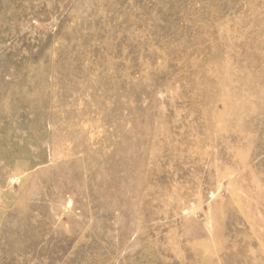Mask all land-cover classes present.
<instances>
[{
	"label": "rangeland",
	"instance_id": "rangeland-1",
	"mask_svg": "<svg viewBox=\"0 0 264 264\" xmlns=\"http://www.w3.org/2000/svg\"><path fill=\"white\" fill-rule=\"evenodd\" d=\"M0 264H264V0H0Z\"/></svg>",
	"mask_w": 264,
	"mask_h": 264
}]
</instances>
